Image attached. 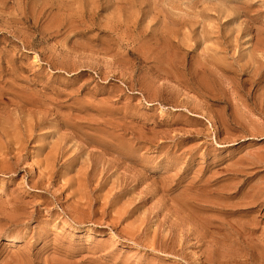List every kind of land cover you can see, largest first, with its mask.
Returning <instances> with one entry per match:
<instances>
[{
	"label": "rangeland",
	"instance_id": "374dc122",
	"mask_svg": "<svg viewBox=\"0 0 264 264\" xmlns=\"http://www.w3.org/2000/svg\"><path fill=\"white\" fill-rule=\"evenodd\" d=\"M0 264H264V0H0Z\"/></svg>",
	"mask_w": 264,
	"mask_h": 264
},
{
	"label": "bare ground",
	"instance_id": "6f19581e",
	"mask_svg": "<svg viewBox=\"0 0 264 264\" xmlns=\"http://www.w3.org/2000/svg\"><path fill=\"white\" fill-rule=\"evenodd\" d=\"M24 94H25V92H24ZM28 96V95H27ZM26 97V96H25ZM96 121V120H95ZM94 130H95V128H94ZM114 131V130H113ZM114 133V132H113ZM114 134H116V133H114ZM117 135H119V133H117ZM88 140V139H87ZM102 141H105V138H103V139H101ZM95 143V142H94ZM96 145V144H95ZM78 192V191H77Z\"/></svg>",
	"mask_w": 264,
	"mask_h": 264
}]
</instances>
